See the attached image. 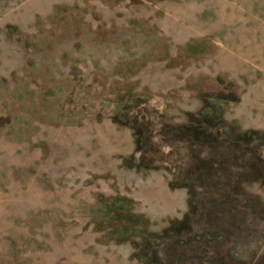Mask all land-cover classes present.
Listing matches in <instances>:
<instances>
[{
  "label": "rangeland",
  "instance_id": "374dc122",
  "mask_svg": "<svg viewBox=\"0 0 264 264\" xmlns=\"http://www.w3.org/2000/svg\"><path fill=\"white\" fill-rule=\"evenodd\" d=\"M0 264H264V0H0Z\"/></svg>",
  "mask_w": 264,
  "mask_h": 264
}]
</instances>
